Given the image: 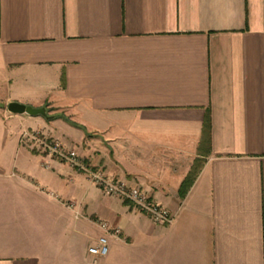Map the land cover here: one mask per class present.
<instances>
[{
  "label": "crops",
  "instance_id": "0c3cea01",
  "mask_svg": "<svg viewBox=\"0 0 264 264\" xmlns=\"http://www.w3.org/2000/svg\"><path fill=\"white\" fill-rule=\"evenodd\" d=\"M59 121L173 222L69 207L57 158L21 139L74 143ZM100 213L123 233L94 258ZM0 264H264V0H0Z\"/></svg>",
  "mask_w": 264,
  "mask_h": 264
},
{
  "label": "built area",
  "instance_id": "2783aa9c",
  "mask_svg": "<svg viewBox=\"0 0 264 264\" xmlns=\"http://www.w3.org/2000/svg\"><path fill=\"white\" fill-rule=\"evenodd\" d=\"M25 138L40 141L39 146L47 150V155L65 160L74 169L85 172L88 179L99 186L105 194L128 201L147 214L153 222L158 224H170L173 222L175 214L169 208L157 202L142 187L132 185L126 179L111 177L102 168H94L88 165L79 151L74 148H68L64 142L57 139H51L50 141L47 138V140L41 139L40 132L37 131H24L21 139L24 140ZM67 205L76 208L75 201H69ZM81 216L82 213L79 211L75 212L76 218ZM95 221L99 228L103 230V234L98 237L94 244L88 247V253L94 258H98L109 253L111 238L120 239L123 232L119 226L104 218H97Z\"/></svg>",
  "mask_w": 264,
  "mask_h": 264
},
{
  "label": "rangeland",
  "instance_id": "374dc122",
  "mask_svg": "<svg viewBox=\"0 0 264 264\" xmlns=\"http://www.w3.org/2000/svg\"><path fill=\"white\" fill-rule=\"evenodd\" d=\"M62 122L61 121L57 122L58 133L60 132L61 129H63V132L65 134H68L70 137L68 138V140L74 141V143L70 141L65 142L63 139H60V138H57V140L64 142V144L68 148L70 149L74 148L77 151H79L81 155L85 158V161L88 165L94 168H101L100 166L93 165V164H98V163L91 161L92 157L91 156L88 157V155L85 153L86 150L83 151V149H86L87 145L78 144L79 140H81L85 135L84 130L77 128V127H73L69 124L65 125ZM40 137L41 139L47 138L48 141H50L51 139H55V138L46 137L42 135L41 133H40ZM22 142H28L31 146L34 145V147L39 148V150L44 149L41 146H39V143L41 142L35 139L25 138L24 140H22ZM43 152L48 154L47 150L45 149L43 150ZM97 152L100 153V151H97ZM95 155L97 154L95 153ZM58 172L63 175L62 177H64V179H62L60 183H64V180H67L66 186L68 190L67 191L68 194H66L65 192H61V191L59 192V194L62 195L64 198L69 197V199L71 200L73 199L76 200L75 201L76 209H79V207H81V211H82L83 207L84 209L86 208L85 204L90 203L89 205H92V209L95 208V209H98L100 212L106 211L111 214H114L116 212H120L125 207L124 203H122L120 199L105 195L99 186H97L95 183H93L92 181L88 179L85 172L74 169L67 161L61 160L57 157V173ZM70 176L75 179L74 184L69 183L68 180L70 179ZM100 217L105 219L102 213H100Z\"/></svg>",
  "mask_w": 264,
  "mask_h": 264
},
{
  "label": "water",
  "instance_id": "95a60500",
  "mask_svg": "<svg viewBox=\"0 0 264 264\" xmlns=\"http://www.w3.org/2000/svg\"><path fill=\"white\" fill-rule=\"evenodd\" d=\"M7 109L9 112L13 114H25L26 113L31 116H35L38 114L47 116V110L45 107H34V106L20 103L17 101L9 102L7 105Z\"/></svg>",
  "mask_w": 264,
  "mask_h": 264
},
{
  "label": "trees",
  "instance_id": "16d2710c",
  "mask_svg": "<svg viewBox=\"0 0 264 264\" xmlns=\"http://www.w3.org/2000/svg\"><path fill=\"white\" fill-rule=\"evenodd\" d=\"M55 116H48V118L52 119ZM58 117V116H57ZM75 125L78 126V124L75 123ZM205 126L207 128V130H209L210 128V118L207 116L206 120H205ZM89 136H91V134H89ZM196 178V174L190 173L185 180L183 181V183L180 186L179 189V194L181 197H185V195L188 193V191L190 190L191 186L193 185L194 181Z\"/></svg>",
  "mask_w": 264,
  "mask_h": 264
}]
</instances>
